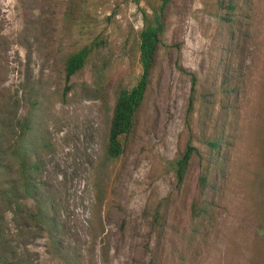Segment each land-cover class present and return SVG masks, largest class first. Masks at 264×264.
Instances as JSON below:
<instances>
[{
	"label": "rangeland",
	"instance_id": "rangeland-1",
	"mask_svg": "<svg viewBox=\"0 0 264 264\" xmlns=\"http://www.w3.org/2000/svg\"><path fill=\"white\" fill-rule=\"evenodd\" d=\"M238 3L245 37L218 0H170L144 99L111 160L114 93L139 77L138 32L160 0H0V89L16 101L15 120L27 107L23 85L43 98L32 153L40 199L84 264H264V0ZM84 47L85 66L65 81L62 58ZM220 128L225 143L211 156L206 140ZM187 142L198 155L178 186L172 165ZM207 160V215L191 220ZM15 203L0 227L21 232L0 264H58L26 227L22 208L32 202Z\"/></svg>",
	"mask_w": 264,
	"mask_h": 264
},
{
	"label": "trees",
	"instance_id": "trees-1",
	"mask_svg": "<svg viewBox=\"0 0 264 264\" xmlns=\"http://www.w3.org/2000/svg\"><path fill=\"white\" fill-rule=\"evenodd\" d=\"M244 2L241 1V5ZM170 0H160V4L153 8L149 17L144 18V25L138 32L137 49L139 54L140 74L135 84L130 89L118 88L115 93V102L111 108L110 118L106 132V145L104 156L106 159H116L124 151L125 137L130 133L136 110L144 99V92L148 85L152 68L157 59V47L164 25L168 17ZM238 0H218V7L223 11L222 18L235 25L236 30H242L245 37L249 16L240 11ZM76 7L68 4L65 6L66 18L74 17ZM41 17L27 21L29 27H33ZM89 47H84L77 52L65 54L62 58L61 71L65 81L77 74L85 66L89 54ZM193 80V79H192ZM68 85L65 84V90ZM23 95L19 99L27 103L26 111L18 119H14L15 103L0 89V218L3 221L5 214L14 213L16 201L30 200L32 205H23L26 226L31 234L44 237V249L46 253L54 256L58 264H84L81 254L74 251L70 245L60 238L59 223L49 216L47 201L41 200V184L35 174L37 166L32 161L34 144L35 117L43 107V98L35 88L23 85ZM228 91V90H227ZM3 93V94H2ZM225 134L222 128L218 130L212 139L206 140V146L211 156H217L220 148L225 143ZM195 145L187 142L173 161V172L176 184L180 186L187 176L192 157L198 155ZM210 160L198 174L196 191L190 197L189 217L191 220H199L207 215L206 195L212 188L209 176L213 168H210ZM218 164L215 165V167ZM159 215L154 216L157 222ZM21 232L20 226L0 227V253L3 251L11 234ZM2 255V254H0ZM0 257V263L3 262ZM185 257L178 260L184 262ZM147 264H157L156 257H150Z\"/></svg>",
	"mask_w": 264,
	"mask_h": 264
}]
</instances>
